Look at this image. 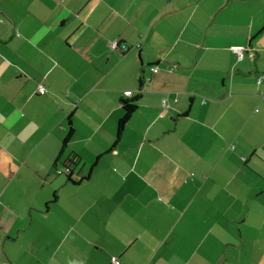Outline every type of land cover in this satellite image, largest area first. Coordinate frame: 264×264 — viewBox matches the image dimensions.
Wrapping results in <instances>:
<instances>
[{
	"label": "crops",
	"instance_id": "1",
	"mask_svg": "<svg viewBox=\"0 0 264 264\" xmlns=\"http://www.w3.org/2000/svg\"><path fill=\"white\" fill-rule=\"evenodd\" d=\"M110 256L264 264V0H0V264Z\"/></svg>",
	"mask_w": 264,
	"mask_h": 264
},
{
	"label": "trees",
	"instance_id": "2",
	"mask_svg": "<svg viewBox=\"0 0 264 264\" xmlns=\"http://www.w3.org/2000/svg\"><path fill=\"white\" fill-rule=\"evenodd\" d=\"M140 84H141V80H140ZM138 97L139 96L136 95V96H132V97L131 96H125V98H120L119 103H120V106L122 109V115H121V117L118 118V121H117L115 138H114L115 143H117L120 140L121 132H123L124 126H125L128 118H130L132 113L135 111ZM67 122L69 125V130L67 131L66 135L64 136V138L61 141L62 145H65L68 142V140L71 138L72 131H73V129L71 127V122H70L69 116L67 117ZM79 160L80 159H79L78 155L74 154L72 160H69V163L70 164H77ZM66 166L69 167V165H66ZM69 170H70V168H69ZM68 179L70 180L69 176H68Z\"/></svg>",
	"mask_w": 264,
	"mask_h": 264
},
{
	"label": "built area",
	"instance_id": "3",
	"mask_svg": "<svg viewBox=\"0 0 264 264\" xmlns=\"http://www.w3.org/2000/svg\"><path fill=\"white\" fill-rule=\"evenodd\" d=\"M110 46L111 47H115L116 46V44L114 43V42H111L110 43ZM233 49V51H235L236 53H237V55H238V58H240L241 56H242V48H238V47H233L232 48ZM122 50H125V46L122 48ZM157 69V67L156 66H152L151 67V70H153V71H155ZM171 69V68H170ZM38 92L39 93H44V89L42 88V86H38ZM124 96H133V93H132V91L131 90H125L124 92ZM70 172V170H69V167L68 166H63V169L62 170H57V172L58 173H64V172ZM110 261H111V264H123L120 260H119V258L118 257H116V256H110Z\"/></svg>",
	"mask_w": 264,
	"mask_h": 264
},
{
	"label": "rangeland",
	"instance_id": "4",
	"mask_svg": "<svg viewBox=\"0 0 264 264\" xmlns=\"http://www.w3.org/2000/svg\"><path fill=\"white\" fill-rule=\"evenodd\" d=\"M228 144L230 145V147H231V144L235 145V144H234V143H232V142H229Z\"/></svg>",
	"mask_w": 264,
	"mask_h": 264
}]
</instances>
